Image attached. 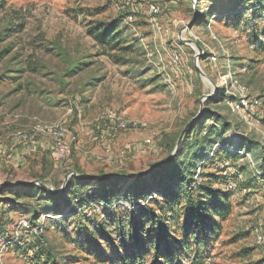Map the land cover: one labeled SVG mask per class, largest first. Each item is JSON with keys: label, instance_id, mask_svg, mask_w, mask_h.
<instances>
[{"label": "rangeland", "instance_id": "rangeland-1", "mask_svg": "<svg viewBox=\"0 0 264 264\" xmlns=\"http://www.w3.org/2000/svg\"><path fill=\"white\" fill-rule=\"evenodd\" d=\"M151 4L160 11L151 12ZM92 21L119 25L131 50L100 54L87 33ZM207 110L231 128L213 147L190 157L195 179L201 169L213 191L228 195L229 211L215 217L217 233L202 238L199 253L208 250L203 264H264V241L256 242L257 232L264 237L258 177L264 176V153L256 154L258 144L264 146V0H0V264H124L117 232L111 234L115 251L104 241L93 250L79 241L81 224L92 227L99 205L71 215L69 192L54 207L46 192L63 191L75 167L79 175L148 170L173 153L200 111L191 137L202 140L211 126L222 128L220 121L206 119ZM110 111L150 128L108 129ZM40 121L64 122L69 156H54L47 137L36 149L15 137ZM150 135L155 150L137 148ZM220 146L233 158L212 152ZM158 190L153 184L140 205ZM148 207L158 211L155 203ZM35 217L41 234L16 230L20 220ZM16 238L21 243L12 242ZM193 240L182 264H191L198 253ZM147 250L136 264L152 261L154 252Z\"/></svg>", "mask_w": 264, "mask_h": 264}, {"label": "trees", "instance_id": "trees-1", "mask_svg": "<svg viewBox=\"0 0 264 264\" xmlns=\"http://www.w3.org/2000/svg\"><path fill=\"white\" fill-rule=\"evenodd\" d=\"M3 4L2 1L1 5ZM90 24L87 33L100 46V54L113 57V52L131 50L130 46L125 44L126 39L116 23L92 21ZM32 70L36 71L37 68ZM206 112H208L206 119L220 121L222 128L218 130L215 126H211L204 138L200 140L196 135L191 136L193 133L196 134L202 117L193 121L189 127L190 131L183 138L176 153L158 169L147 175L133 178L82 179L73 176L61 193L46 192V196L52 200L50 205L54 207L57 204L56 199L65 197L67 192L69 195L66 203L71 210V215L78 214V211H94L99 205L97 213L95 212L96 219L90 222L87 219L92 227L89 229L85 224H81L79 241L88 244L89 250H93L99 242L104 241L108 248L115 251L117 244L111 234L117 232L125 247L122 257L124 264H136L137 260H143L148 255L149 247L154 252L149 264H182L180 259L188 252L192 238L197 243L195 252L198 253L193 255L194 257L191 256L189 262L203 264L204 257L208 256V250L204 249L200 254V243L204 240L208 241L213 234L217 233L219 225L215 217L223 218L227 215L228 195L221 191H213L212 184L202 180L201 169L197 174L199 181L195 179L197 167L190 156L205 152L209 146L213 147L216 143L214 141L222 140L231 128L224 117L208 110ZM258 145L260 153L256 154L257 157H261L264 146ZM174 147L175 142L169 145L168 152L171 153ZM212 150L213 153L217 152L216 155L224 154L227 159L233 158V155L222 146ZM182 153L185 154L184 159L180 158ZM208 157H210L209 154L206 159H209ZM221 160L223 161L224 158L221 157ZM160 162L151 164V167ZM73 170L76 173H82L77 167ZM259 176L261 179L264 178L262 173H258ZM149 179L151 183H148ZM153 184H159V190L156 191L158 196L150 198L147 204L140 205V200L142 197L146 198V192ZM28 187L32 188L33 185ZM151 203L158 206L157 212L149 209L148 206ZM52 207L49 206L47 209L52 210ZM57 214L60 215L55 212V215ZM66 216L62 214L60 218ZM36 219L37 217L31 218V221L35 222ZM39 243L41 248H44L45 240H40ZM138 264L143 262L140 261Z\"/></svg>", "mask_w": 264, "mask_h": 264}, {"label": "built area", "instance_id": "built-area-1", "mask_svg": "<svg viewBox=\"0 0 264 264\" xmlns=\"http://www.w3.org/2000/svg\"><path fill=\"white\" fill-rule=\"evenodd\" d=\"M150 11L153 13H158L160 11V7L156 4L150 5ZM243 105L245 106V102H243ZM238 107V106H237ZM106 124L108 129H114L119 131H127V130H134V129H148L150 126L147 122H143L137 119H127L124 117H121L117 112L110 111L107 114L106 118ZM66 135V128L64 125V122H57V123H44L42 121L37 122L34 124L33 128L30 131H17L15 133V137H17L19 140L22 141V143L32 146L36 149L38 144L41 141V138L44 139L45 137L48 138V141L50 142V147L52 148L53 155L56 156L59 159H64L71 153V147L67 143L65 139ZM154 135V133H152ZM147 136L143 139V141L138 144L137 148H139L141 151H147V150H155V145L153 141V136ZM248 156V155H247ZM109 158H111L109 156ZM199 170V169H198ZM264 186V180H261ZM230 188H235L236 185L232 184L230 185ZM16 230L25 231V233H29L31 235L38 236L42 233L41 228V219H36L35 222L30 221L29 219H22L17 224ZM15 231V232H17ZM29 236V235H28ZM20 238H16L12 242H18ZM21 240V239H20ZM25 239H23L24 243L26 242ZM264 241V237L262 233H256V242L262 243ZM42 243H44L42 241Z\"/></svg>", "mask_w": 264, "mask_h": 264}, {"label": "water", "instance_id": "water-1", "mask_svg": "<svg viewBox=\"0 0 264 264\" xmlns=\"http://www.w3.org/2000/svg\"><path fill=\"white\" fill-rule=\"evenodd\" d=\"M196 46H197L198 48H200L198 45H196ZM200 49H201V48H200ZM197 68H198V70H199L202 74H204V73L202 72V70L200 69L199 65H197ZM200 114H201V111L198 113V115H196V116L193 118V120H196V119L200 116ZM182 135H183V133H182L181 136L179 137V140H178V142H177V144H176V147H175L173 153H172L167 159L161 161L160 163H158V164L152 166V167L149 168L148 170H146V171H144V172H141V173H139V174H136V175H130V174H125V175H118V174L83 175V174H82V175H79V174H77V173H75V172H72L71 175H75L77 178H82V179H96V178H101V177H102V178H103V177L133 178V177H137V176H143V175H146V174L152 172L153 170H156V169H158L159 167L163 166L164 164H166V163L169 161V159H170V158L176 153V151H177V149H178V147H179V145H180V143H181ZM41 186H42V188H44V189H50L49 187H47V186H45V185H41ZM62 189H63V186L61 187V189H60L59 191H52V192H53V193H57V192L62 191Z\"/></svg>", "mask_w": 264, "mask_h": 264}, {"label": "crops", "instance_id": "crops-1", "mask_svg": "<svg viewBox=\"0 0 264 264\" xmlns=\"http://www.w3.org/2000/svg\"><path fill=\"white\" fill-rule=\"evenodd\" d=\"M86 56H87V55H86ZM86 56H84V57H86ZM83 154L86 155V152H82V156H83ZM87 155H88L89 158H90V157L94 156V153H93V152H90V153L87 154Z\"/></svg>", "mask_w": 264, "mask_h": 264}]
</instances>
